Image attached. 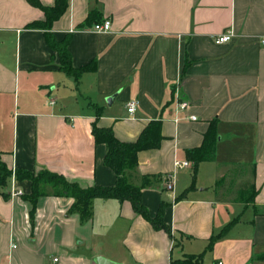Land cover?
I'll return each mask as SVG.
<instances>
[{
    "label": "crops",
    "instance_id": "0c3cea01",
    "mask_svg": "<svg viewBox=\"0 0 264 264\" xmlns=\"http://www.w3.org/2000/svg\"><path fill=\"white\" fill-rule=\"evenodd\" d=\"M44 19L27 0H0V160L12 170L0 184V264H96L99 256L177 264L201 253L202 264H264V0H68L52 32L70 35L74 67L93 65L79 80L64 71L45 30L29 27ZM106 19L111 29L96 32ZM226 31L233 39L216 43ZM175 93L187 110L176 112ZM151 120L161 121L163 139L138 153L128 178L142 186L152 217L164 206L170 232L116 198H95L84 219L73 197L49 185L32 218V182L16 173L24 193L11 195L19 169L49 170L84 188L114 185L93 124L135 141ZM212 122L214 152L194 172L186 152L202 145ZM246 184L255 187L253 201L231 197Z\"/></svg>",
    "mask_w": 264,
    "mask_h": 264
},
{
    "label": "trees",
    "instance_id": "16d2710c",
    "mask_svg": "<svg viewBox=\"0 0 264 264\" xmlns=\"http://www.w3.org/2000/svg\"><path fill=\"white\" fill-rule=\"evenodd\" d=\"M31 5L42 9L45 13V19L35 21L29 24L32 28H42L45 30V37L48 45L59 55L61 65L64 71L79 80L83 73L93 68V65H84L74 67L72 64L71 53L69 50L70 35L62 40H58L53 32L52 25L55 20L59 19L67 10L68 0H56L52 6L44 5L41 0H27ZM92 133L96 143H103L107 147L104 162L108 165L117 176L114 185H94L90 187H82L78 183L68 181L62 174L54 173L49 170H41L33 172L28 170H16L18 179H29L32 182V191L28 195L33 203L31 217L35 215V205L40 196L45 194V186H51L56 195H67L75 199L74 207L78 208L82 217L88 218L92 214V203L95 198H116L120 201H129L134 210L148 220L156 229H164L170 232L169 226L163 218L164 206L160 207L157 215L152 217L148 208L143 202L142 186L132 183L128 178V172L138 166V153L141 150L149 148H157L160 146L163 136L161 134V121L151 120L146 128L141 132L135 141H122L114 133L112 128L100 127L97 123L93 124ZM216 127L212 122L208 131L204 135L201 146L187 150L186 154L189 160L194 163V172L201 161L209 159L215 149ZM12 170L0 160V184L3 185L10 177ZM222 179L218 180L219 186ZM237 195L238 201L250 199L253 201L256 193L252 184L241 186ZM249 195V198L243 196ZM237 221L234 219L223 229V233ZM219 235V236H220ZM219 236H213L210 240L208 249L213 247L214 242ZM204 253L188 254L186 258L175 260L177 264H202Z\"/></svg>",
    "mask_w": 264,
    "mask_h": 264
},
{
    "label": "built area",
    "instance_id": "2783aa9c",
    "mask_svg": "<svg viewBox=\"0 0 264 264\" xmlns=\"http://www.w3.org/2000/svg\"><path fill=\"white\" fill-rule=\"evenodd\" d=\"M112 26V21L110 19H106L103 22H98L94 25V30L96 32H106L111 29ZM234 34L231 31H226L218 36H216L215 41L216 43H225L229 42L233 39ZM264 41V40H263ZM175 104H176V112L180 113L181 111L187 110V108L190 106V102L186 99H184L181 95L178 93H175ZM139 104L138 100H133L128 102V111L130 113H133L137 106ZM189 119L196 120L197 116L191 115L189 116ZM175 165L177 168L181 167H188L190 166V162L188 160H176ZM14 175V180L11 185V195L12 196H21L23 195V190H21L19 187L15 185V172L13 173ZM173 176L172 175H167L166 176V188L167 189H172L173 188ZM57 260V258H55ZM218 264H224L222 261H219Z\"/></svg>",
    "mask_w": 264,
    "mask_h": 264
},
{
    "label": "rangeland",
    "instance_id": "374dc122",
    "mask_svg": "<svg viewBox=\"0 0 264 264\" xmlns=\"http://www.w3.org/2000/svg\"><path fill=\"white\" fill-rule=\"evenodd\" d=\"M223 180V179H222ZM236 182V183H235ZM220 184L222 185L223 184V181L222 182H220ZM235 184H237V179H236V177L233 179V180H231V182H229V185H228V187H229V190L227 189V190H223V188L220 190V196L221 197H223V198H225V197H227V196H229V193L231 192V190L232 189H235V187H236V185ZM239 194V192H237V193H235L234 191H233V196H231L232 198L234 197V195H238ZM244 198H249L250 196L249 195H245V196H243Z\"/></svg>",
    "mask_w": 264,
    "mask_h": 264
},
{
    "label": "water",
    "instance_id": "95a60500",
    "mask_svg": "<svg viewBox=\"0 0 264 264\" xmlns=\"http://www.w3.org/2000/svg\"><path fill=\"white\" fill-rule=\"evenodd\" d=\"M114 98V96L108 97L107 101L110 104V101H112V99ZM96 264H119L118 262L112 261L108 258H105L103 256H99L96 258L95 260Z\"/></svg>",
    "mask_w": 264,
    "mask_h": 264
}]
</instances>
